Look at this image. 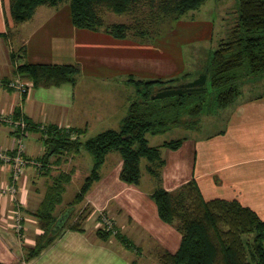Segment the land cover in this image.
<instances>
[{
	"label": "crops",
	"instance_id": "obj_1",
	"mask_svg": "<svg viewBox=\"0 0 264 264\" xmlns=\"http://www.w3.org/2000/svg\"><path fill=\"white\" fill-rule=\"evenodd\" d=\"M8 28L12 40L0 35V80L4 83L16 76V66L24 62L78 67L74 84L31 85L24 93L7 85L0 87V113L21 117L34 126L21 136L22 155L30 159L42 155L41 129L49 125L79 128L83 130L81 135L90 128L96 133L108 128L118 129L130 95L126 94L127 103L116 98L122 95L120 88L132 85L129 77L167 79L182 71V56L176 43L168 39L115 38L102 30L75 27L68 3L39 6L30 19L14 24L8 14V0H0V33ZM15 51L19 56L11 59L10 53ZM113 86L119 93L114 92ZM224 115L223 127L216 132L187 136L177 149L167 148L161 185L173 190L194 178L204 199H236L264 220V89L257 95L238 100ZM18 137V133L0 122V148L13 152ZM79 154L80 150L57 162L51 157L45 173L27 165L17 182L15 198L0 192V262L144 264L147 256L158 261V255L164 250H177L180 233L159 218L150 197L155 187L150 177L137 185L123 182L119 178L121 158L114 157L111 161L112 152H109L100 168L99 179L76 205L80 211L86 207L90 210L82 223L84 231L63 230L37 256L25 261L23 247L34 245V237L41 231L34 212L58 172L70 171L73 176L85 166V157ZM9 181L10 168L0 162V188ZM67 204L58 205L56 213ZM17 208L22 216L19 231L13 215ZM101 215L111 219L116 230L128 238L135 249L126 248L114 236L107 240L97 237L95 229L100 227Z\"/></svg>",
	"mask_w": 264,
	"mask_h": 264
},
{
	"label": "trees",
	"instance_id": "obj_2",
	"mask_svg": "<svg viewBox=\"0 0 264 264\" xmlns=\"http://www.w3.org/2000/svg\"><path fill=\"white\" fill-rule=\"evenodd\" d=\"M65 1L75 27L102 30L115 38L132 37L145 41L167 30L170 22L188 11L198 9L205 0H8V14L12 22L18 24L30 19L39 6L56 7ZM105 11L128 14L133 19L107 23L103 16ZM9 34V28L0 33L5 39ZM17 54L11 52V59L18 57ZM201 73L206 74L209 89L204 86L202 91L154 99L150 96L156 91L193 79L198 74L185 72L167 79L147 80L129 77L128 81L136 87L137 97L129 100L118 129H104L85 140L80 139L83 130L79 128L49 125L41 129L44 151L38 160L42 163L39 169L42 173L46 172L51 157L54 162L61 161L80 148L91 155L92 165L78 191L59 213H56V207L62 203L72 173L60 171L52 178L34 212L41 231L35 235L34 245L23 247L25 261L37 256L63 230L84 231L82 223L90 210L82 209L70 222V209L83 200L92 183L99 179L106 155L117 152L121 158L119 178L129 184H139L140 163L142 158L145 159V171L155 180L150 197L158 216L180 233L177 250H164L158 255L159 264H264V220L254 210L236 199H204L194 178L173 190L162 187L161 169L165 160L160 148L177 149L187 136L160 145H149L146 138L147 133L158 134L174 127L197 128L202 115L225 112L224 109L236 104L240 83L264 76V0H237L235 21L211 51ZM77 74L78 67L74 64L24 62L15 68V75L29 79L32 86L74 84ZM27 124L28 128H34ZM71 133L75 135L73 138ZM95 234L101 240L114 236L126 248L135 249L118 230L112 234L98 227Z\"/></svg>",
	"mask_w": 264,
	"mask_h": 264
},
{
	"label": "rangeland",
	"instance_id": "obj_3",
	"mask_svg": "<svg viewBox=\"0 0 264 264\" xmlns=\"http://www.w3.org/2000/svg\"><path fill=\"white\" fill-rule=\"evenodd\" d=\"M63 3H66V1ZM236 14L237 0H205L198 9L188 11L179 19L170 22V26L167 30H165L158 36L155 35L151 38H148V40L159 41L161 39H168L170 43H176V48L178 51H180V54L182 56V71L180 73H177L176 76H180L185 72H190L192 75L200 74L209 60L211 51L216 48L219 39L225 36L230 26L234 23ZM103 16L107 23L130 22L133 19V17L128 14L117 15L107 11L103 13ZM195 22L198 23L196 24V26H193L195 25ZM11 34H9L8 36L9 40H12ZM172 50L175 49L172 47ZM145 79L148 78L146 77ZM190 80L191 79H186L183 82H187ZM120 86H118V88ZM204 86L209 89V82L206 81ZM112 89L115 90L114 92L119 93L116 87L113 86ZM120 89L122 95H117L116 100L118 101L127 103L128 98L126 94L130 95L129 100L137 97L136 87L133 84L125 85ZM263 89L264 76H256L250 78L249 80L243 81L242 83H240V95L238 96V100L255 94L257 95ZM224 111H226V109H224ZM118 114L119 113H117V115ZM224 116V112L202 115L200 117L198 127L193 129L174 127L158 134L147 133V142L149 145H160L164 141L182 136H206L210 133L216 132L223 127ZM114 128L117 129V127ZM96 132L97 131L95 129L90 128L86 131L85 134H82L80 136V139L83 140L87 137H90ZM160 151L162 158L166 156L165 151H167V148L161 147ZM79 155H83V157H85V166L81 168L77 174L73 175L71 181L66 185L65 191L63 193V204L69 202L73 198L75 193L78 191L83 178L88 174L92 165L91 155L83 148H80ZM119 156L120 155L117 152H112V154L109 155V159H112L111 161H113L114 157L118 158ZM145 164L146 161L142 158L140 163V181L141 183H145L146 179H149L150 177L152 183L155 185L154 178L147 174L145 171ZM66 207L67 205H63L61 208L63 210ZM87 208L88 207H86V209ZM80 209L81 208L76 205L72 207L68 215L70 217L68 220L70 221L72 217L76 216L79 213ZM60 210L61 209H59L57 213H59ZM147 257L143 260L144 264H159L157 259Z\"/></svg>",
	"mask_w": 264,
	"mask_h": 264
},
{
	"label": "built area",
	"instance_id": "obj_4",
	"mask_svg": "<svg viewBox=\"0 0 264 264\" xmlns=\"http://www.w3.org/2000/svg\"><path fill=\"white\" fill-rule=\"evenodd\" d=\"M3 85H7L16 89L20 93H24L32 85V82L22 79L19 76H15L6 83L0 80V87ZM0 122L6 123L14 133H18L19 135L16 141V148L13 149V152H9V150L5 148H0V162L3 165H8L10 168V181L5 186L0 188V192L15 198V195L18 191L17 182L24 172L25 167L27 165H32L35 167V169L39 170L42 166V163L38 159H30L22 155L24 151V144L21 136L27 132L28 124L26 120L21 117H14L6 115L5 113H0ZM41 127L43 126L41 125ZM70 136L73 138L75 135L71 133ZM13 215L15 220V228L17 231H19L22 227V216L18 208L13 211ZM99 223L100 227L111 231L112 234L117 231L112 220L105 215L100 216Z\"/></svg>",
	"mask_w": 264,
	"mask_h": 264
},
{
	"label": "water",
	"instance_id": "obj_5",
	"mask_svg": "<svg viewBox=\"0 0 264 264\" xmlns=\"http://www.w3.org/2000/svg\"><path fill=\"white\" fill-rule=\"evenodd\" d=\"M206 81V74L200 73L193 79L187 82L179 83L174 86L167 85L166 87L153 93L150 98H162L170 95H177L184 92L202 91Z\"/></svg>",
	"mask_w": 264,
	"mask_h": 264
}]
</instances>
